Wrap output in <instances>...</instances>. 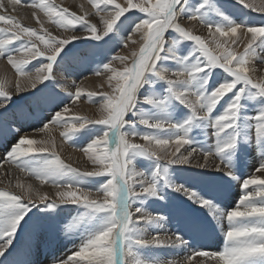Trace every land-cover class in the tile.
<instances>
[{
	"label": "snow or ice",
	"instance_id": "6c2138e0",
	"mask_svg": "<svg viewBox=\"0 0 264 264\" xmlns=\"http://www.w3.org/2000/svg\"><path fill=\"white\" fill-rule=\"evenodd\" d=\"M236 2L264 13V0ZM28 3L72 34L53 35L43 23L37 31L0 15L6 25L0 27V58L18 74L17 93L35 90L30 103L37 112L28 118L42 125L37 132L48 134L45 139L21 137L5 162L41 185L50 184L55 198L19 180L16 192L0 190V258L12 246L22 221L26 228L48 227L59 216L57 209L63 210L60 206L74 205L82 211L60 220L56 231L62 224L65 232L78 235V250L66 258L53 253L50 264H193L196 257L204 258L198 264H264V175L241 179L240 174L242 157L252 149L261 157L255 173L264 174V79H254L252 67L257 59L264 63V26L230 16L217 0H90L102 29L89 21L87 11L77 15L52 0ZM131 10L142 15L126 17ZM182 20L199 22L208 38L194 34ZM113 39L117 45L131 42L139 48L127 56H106L107 62L95 69L96 76L108 73L111 92L88 91L73 81L75 91L62 95L54 69L84 63L90 54L81 49L89 41L103 42L91 45L103 48ZM241 44L242 52L237 50ZM41 58L39 65L28 68ZM7 88L8 82L0 79V109L5 110L0 116L10 111ZM82 97L98 105V118L72 114L65 104L68 100L75 105ZM57 127L63 139L86 145L78 150L91 170L61 158L51 135ZM197 153L203 161L194 167L201 171L180 182L176 166L192 165ZM95 178L100 179L92 186ZM237 183L241 195L229 205L224 196ZM149 202L169 212L153 213ZM41 205L47 217L33 219V209L38 213ZM191 206L201 214H194ZM172 218L193 237H222L221 249L188 251L192 244L184 234L160 235ZM160 249L186 255L159 260ZM29 255L24 245L8 264H30Z\"/></svg>",
	"mask_w": 264,
	"mask_h": 264
},
{
	"label": "rangeland",
	"instance_id": "374dc122",
	"mask_svg": "<svg viewBox=\"0 0 264 264\" xmlns=\"http://www.w3.org/2000/svg\"><path fill=\"white\" fill-rule=\"evenodd\" d=\"M52 2H54L56 5L60 7H65V8H68L72 12H76L77 15H83L84 11H87L89 13V16H88L89 21L91 23L97 24L98 29H102V24L99 22V17L95 15L96 10L93 7L92 3H90V0H52ZM117 2L123 4L124 0H117ZM192 2H196V0H192ZM217 3L223 7L224 11L227 14H229L230 16L234 18H237L238 20L244 19L252 26H257V27L264 26V13L251 11L247 8H244L242 5L237 3L236 0H217ZM19 4L21 5L22 8L19 6L17 7V5ZM19 4L12 6V9L14 10H11V9L1 10L0 15L12 16L21 25L36 29L37 31H42L40 25L41 23H43L44 28H47L48 31L53 33V35L64 37V36H68L72 34L70 31L62 30L58 26L48 21V19L44 16L43 12H40L38 9H34L29 5L28 0H21ZM80 5H83V10H81ZM23 7H25V9H23ZM33 13H36V15L34 16ZM140 15L142 14H139L138 12H136V10H131L129 13L125 14L126 17H139ZM37 17L39 18L40 23L37 22ZM121 20L124 21L125 23H128V21L125 20V17H122ZM182 23L184 24L185 27L192 30L194 34L201 35L205 37L206 39L208 38V36L198 31H195L193 27H189V25H187L188 21L184 20L182 21ZM0 27H6V25H4L3 22H0ZM76 34L82 35V33L79 31ZM135 38L138 39L137 36L134 37L133 39ZM105 39H108V38L106 37ZM121 40H122V36H121ZM73 43L79 44L80 42L75 41ZM99 43H103V42L89 41V46H86L81 49V51L87 52L90 54L84 63L75 64L73 65L72 68H68V66L65 65V68L67 70L59 71V73L57 70L54 69L55 78L57 80V90L61 91L62 95H66V92L75 91L74 90L75 86H74V89H70L73 85V81H75L77 85L81 80L87 77H95V78L97 77L96 78L97 81H103V80L107 81L106 78H107L108 73H103L100 76L94 75V71L98 66H100V62L101 61L107 62L105 60L106 56H113L117 54L127 56V55H130V53L133 50H138L139 48V44H132L131 42L128 43L127 47H124L122 43L120 45H117L115 42V39L110 41L103 48H95L91 46L93 44H99ZM244 43H246V41ZM188 46H190V42H188ZM237 50L242 52L243 44H241ZM41 62H42V58L38 60H33L31 64L28 65V68L32 69L34 66L39 65ZM117 62L118 61H113L112 62L113 66H115ZM256 63L257 65H261V67L259 68V70L255 72L253 78L254 79H264V63H261L259 59L254 61V65H256ZM122 67L123 66L120 64L118 69H122ZM10 69H11L10 71L13 72V75L14 74L18 75L12 67H10ZM57 74L59 76H57ZM6 77H13V76H6L4 74H0V79H5L8 82L9 86L7 90L12 95V103H9L6 105V107L10 110L8 114L6 116H0L1 162L5 160V157L7 153L11 150L12 146L16 144L23 135H26V133L37 132L36 129L42 126L34 118H28L29 114H34L37 112V108L30 103L31 92L35 90L31 89L28 92H25L24 94L17 95L16 91L14 90L15 85L12 86L13 84H11V82H9ZM65 77L72 79L70 82L69 89H66V91L60 85L61 83H59L60 82L59 80H61V78L65 79ZM101 85L98 86L100 88L97 87V89L91 88V89H86V90L88 91L94 90L95 92H99L101 90L105 92H111V89L109 87H107L108 88L107 89V88H104V86L102 85L103 87L101 88ZM37 87L40 88L43 86L38 84ZM96 99H98V97ZM81 102L84 103L85 107L80 105ZM65 104L70 105L72 114L86 115L91 118H98V115H99V113L97 112L98 105L88 102L87 99L84 97H82L81 100H79L75 105H71L70 101L68 100H65ZM16 106H19V108H17ZM55 110H59V109H55ZM4 111H5L4 109H0V113H3ZM51 111L52 109L51 107H49L48 113L50 114ZM45 122L47 121L45 120ZM55 129L61 130L60 133L62 132V129H60L59 127ZM37 133L38 135L34 138L44 139V136L42 135H45L46 133H39V132ZM60 133L58 136V139L61 141L60 145L62 143L64 146H67L68 148H71L78 152H80L78 150V147L86 146L85 144L79 141H77L76 143L67 141L63 139ZM209 134H211V130H209ZM137 142H142V141H137ZM57 151L59 152L61 158L66 163L72 164L73 167H78L81 170H91L92 169L91 163L87 160V158L81 152L80 153L82 155L79 153V155L82 156V158H80L81 162L79 160L78 162L75 163V162L70 161L67 158L68 156L66 155V152L64 149L57 148ZM260 162H261V157L259 156V154L257 153L255 149H252L251 151L245 153L242 157L241 164H240L241 179L247 178L248 176L252 174L257 175V173H255V169L259 166ZM216 163H218V161H216ZM89 166H91V168ZM193 166L194 165L176 166L177 172L181 178L180 182H183L185 179L193 177L197 172L201 171L199 169H196ZM208 171L212 173L213 175H216V173H214V171L211 168ZM31 178L34 179V177H31ZM98 179L100 178H95V179L90 180V184L92 186H95L96 183L98 182ZM47 186H51V185L47 184ZM253 187L254 186H250L249 190H252ZM0 190H8L11 192L17 191L7 186L6 187L0 186ZM54 192L53 191L51 193L47 192L50 195L49 197L51 199L55 198L53 194ZM240 195H241L240 184L238 183L233 184V186L229 188L227 193L225 194L224 201L228 203L229 205L234 206L235 201L239 199ZM186 206H189V205L186 204ZM147 207L153 213H156V212L168 213L169 212L168 207L158 206V205L153 204L152 202H149ZM60 208L63 210L60 211V209H57V211H59V216L56 218L55 221L52 222L51 226L44 227V228H40V227H27L26 228L25 223L22 221L21 227L18 229L16 233L12 246H10L8 251L5 252L4 257L0 258V261H3V264H8V261L11 260L15 256L16 252L19 249H21V247L24 245H28L30 248V255L28 257V259L30 260V264H50V258L53 253H55L60 258H66L67 256L72 255L76 250H78V247L80 245L79 236L76 234L65 232L63 230L62 224L60 225V231L57 234L56 224L60 220L71 219L72 217H75L78 212L82 211V209L74 205H62L60 206ZM190 210L196 215L201 214V212L198 211L197 207L195 206H191ZM33 213L35 214L33 219H36V217L44 218V217H47L48 215V211L45 209L44 205H41L38 213L36 212L35 209H33ZM163 230H165L168 235L169 234L172 235L173 233H177V232L184 234L185 238L189 239L192 244V248H190L188 251H192L193 249H200L204 251H218L222 247V237H219V236L193 237L186 233V230L183 228V225L179 221H177L175 218L170 219V221L166 225L162 226V228L159 230V233L161 234V231ZM152 234H156V233L153 232ZM184 255L186 254L181 253L180 255H176L174 253L169 252L167 249H160L156 253V258L159 260H164L166 258L167 259H173V258L183 259ZM202 259L204 258L196 257V259L193 261V264H198V262ZM209 264H211V262H209Z\"/></svg>",
	"mask_w": 264,
	"mask_h": 264
},
{
	"label": "bare ground",
	"instance_id": "6f19581e",
	"mask_svg": "<svg viewBox=\"0 0 264 264\" xmlns=\"http://www.w3.org/2000/svg\"><path fill=\"white\" fill-rule=\"evenodd\" d=\"M245 2H247V3H249V2H252V0H245ZM257 2H258V0H257ZM0 3H3V5H4V7H2V8H0V11L1 10H14V9H12V6H14L13 4H11L10 2H9V0H0ZM74 3H75V1H74ZM69 4V3H68ZM74 5H76V4H74ZM73 5V6H74ZM21 7V5L19 4V5H17V7ZM79 6V5H78ZM77 7V6H76ZM85 7V6H84ZM22 8V7H21ZM29 8V7H28ZM23 9H25V7H23ZM80 11V10H79ZM22 12V11H21ZM18 13V12H17ZM21 17V16H20ZM24 17V16H23ZM182 21H184V20H182ZM187 21V20H186ZM99 23V22H98ZM187 25H189V27H193V29L195 30V31H198V32H200V33H202V34H204V35H206V36H208L209 34H208V31H207V29L203 26V25H201L200 23H197L196 21H188V24ZM54 31V30H53ZM61 34V33H60ZM134 37H136V36H134ZM133 37V38H134ZM135 39H137V38H135ZM240 50V49H239ZM123 52V51H122ZM119 65H120V63L119 62H117L116 63V65L114 66V67H116V68H118L119 67ZM10 65L7 63V60L6 59H4V58H0V74H4V75H6V76H13V77H6L7 78V80L9 81V82H11V84H13L12 86H14L15 85V82L19 79V77H18V75H16V74H14L13 75V72H11L10 70ZM252 67H254L255 69H256V71L257 70H259V68L261 67V65H257V63H256V65H254V63L252 64ZM58 73H59V71H58ZM57 76H59L58 74H57ZM97 78V77H96ZM96 78L95 77H87V78H85V79H83V80H81L79 83H78V85H80V86H82L83 88H85V89H97V87L99 86V85H101V83H102V85L104 86V88H107V87H109L108 86V83H107V81L106 80H103V81H97L96 80ZM60 79V78H59ZM107 79V78H106ZM71 78H66L65 77V79H63V78H61V80H59L60 82L59 83H61L60 85L62 86V88H64L65 90L66 89H69V86H70V82H71ZM9 86V85H8ZM11 86V87H12ZM23 86H25V82H22V87ZM73 87V88H72ZM72 87L70 88V89H74V86L72 85ZM98 88H100V87H98ZM108 89V88H107ZM15 90V89H14ZM29 90H31V89H29ZM28 90V91H29ZM75 90V89H74ZM11 91V90H10ZM16 91V90H15ZM14 91V92H15ZM28 91H25V92H28ZM94 91V90H93ZM13 92V91H12ZM25 92H23V93H17V95H19V94H24ZM80 105H82L83 107H85V105H84V103L83 102H81L80 103ZM82 108V107H81ZM89 108V107H88ZM91 108V107H90ZM55 131H53L54 133H51V135L55 138V141H56V145H57V148L58 149H60V148H62V149H64L65 150V152H66V155L68 156L67 158L70 160V161H72V162H78L79 160H80V158H82V156H80L79 155V153L80 152H78V151H75V150H73V149H71V148H68L67 146H64L62 143H61V145H60V140L58 139V136H59V133H60V131L61 130H56V129H54ZM34 131V130H33ZM31 132V131H30ZM26 135L27 136H29V137H36L37 135H38V133L37 132H31V133H26ZM26 135H23V136H26ZM22 136V137H23ZM42 136H44V139L45 138H47V136H48V134L46 133L45 135H42ZM187 147V146H186ZM185 150L184 149H181V152L183 153ZM81 154V153H80ZM4 155V154H3ZM82 155V154H81ZM3 158V157H2ZM85 161V160H84ZM197 161H200V162H202L203 161V158H202V156L201 155H199L198 153L197 154H195L194 155V158H193V161H192V165H195L196 164V162ZM80 162H81V160H80ZM83 163V162H82ZM212 163V161L210 160V164ZM0 164H3L4 165V167L2 168V169H0V181H2V182H0V186H2V187H9V188H12L13 190H16V188H15V183L17 182V180H19L20 182H22V183H25V184H29V183H31L32 185H33V187L34 188H38L41 192H49V193H51L52 191L54 192L55 191V189L53 188V187H51V186H47V184L46 185H41L40 183H39V181L38 180H36L35 178L33 179V178H31L30 176H28V175H26L25 173H22V172H20V170L19 169H16L14 166H12L11 164H8V163H6L5 162V160L4 161H2L1 162V156H0ZM81 165V164H80ZM90 165V164H89ZM92 166V165H91ZM91 166H89L90 168H91ZM82 167V166H81ZM194 167V166H193ZM89 168V169H90ZM252 171V170H251ZM257 175H264V174H261V173H257ZM9 182H11V183H9ZM252 188V187H251ZM54 194V193H53ZM50 196V195H49ZM51 197H52V195H51ZM51 199V198H50ZM151 205V204H150ZM160 235H168L167 234V232L165 231V230H163V231H161V234ZM170 235V234H169Z\"/></svg>",
	"mask_w": 264,
	"mask_h": 264
}]
</instances>
